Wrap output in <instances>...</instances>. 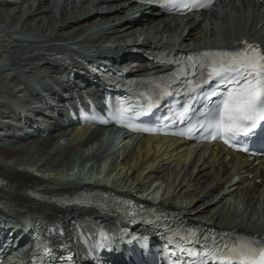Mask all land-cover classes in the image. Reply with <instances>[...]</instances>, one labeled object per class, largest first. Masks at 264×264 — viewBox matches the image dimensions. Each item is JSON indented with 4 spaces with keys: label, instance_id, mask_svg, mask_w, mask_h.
<instances>
[{
    "label": "bare ground",
    "instance_id": "1",
    "mask_svg": "<svg viewBox=\"0 0 264 264\" xmlns=\"http://www.w3.org/2000/svg\"><path fill=\"white\" fill-rule=\"evenodd\" d=\"M72 1L34 0L37 4L31 2L23 13L18 9L20 2L0 3V27L7 29V34L11 35L7 50L12 54L9 56L13 63L22 60L15 50L25 41L28 50L32 51L29 58H32L35 43L27 39L21 41L23 33L39 36V41L49 43L50 47L40 49V56H52L51 53L84 36L89 39L98 37L105 39L102 42L111 43L125 36L137 40L136 32L145 34L148 40L152 38L159 42L178 35L184 42L200 43L203 38L214 36L212 20L204 25L189 20L186 22L188 27H183L163 15L144 14L140 19L133 20L135 11L128 15L121 8L112 9L107 2L106 5H97L94 1H83L78 7ZM257 11L258 8H255L254 16ZM63 16L64 19H61ZM254 22L247 35L256 34L252 30L258 22ZM6 47L2 45V49ZM41 68L58 74L53 66L41 65ZM3 76V71H0L1 85L5 80V77L1 79ZM14 80L17 81V78ZM67 129L69 127L65 124L56 126L49 136L32 139L36 143L34 148H27L30 141L16 142L10 147L0 145V213L4 210L11 218H34L46 226L55 240L69 245V231L72 224H76L75 218L93 217L102 222L110 219L105 209H96L91 203L84 205L77 199L68 198L69 193L86 188L74 181L90 182L92 186L105 184L108 185L105 187H112L118 193L134 197V192H137L136 195L142 193L151 180L164 181L163 172L166 171L169 176L165 182L169 189L164 188L162 205H173L197 222L217 227H238V214L247 216L245 219L264 217V159L255 164L246 157L233 156L224 148L210 144L195 149L180 142L163 141L157 144L154 137L139 136L136 144L134 140V144L128 146L131 141L129 134L120 131L116 147H125L122 161H112L111 173L102 179L93 173L100 170L99 164L95 168V163L100 162L111 149L101 142H94L98 133L89 126L71 127L68 135L54 144L57 133ZM229 155L231 157L227 159ZM89 163L92 165L86 172ZM75 168L77 171L80 168L78 176L73 171Z\"/></svg>",
    "mask_w": 264,
    "mask_h": 264
},
{
    "label": "snow or ice",
    "instance_id": "2",
    "mask_svg": "<svg viewBox=\"0 0 264 264\" xmlns=\"http://www.w3.org/2000/svg\"><path fill=\"white\" fill-rule=\"evenodd\" d=\"M211 4L212 0L204 3L194 0L191 4L165 0V6L187 10L209 8ZM242 43L244 46L235 50L208 51L196 58L189 57L188 66L165 74L153 84L152 94L146 97V108L150 110L162 99L174 95L173 85L181 79L188 95L198 93L205 84L215 81L216 87L204 96L207 103L199 110L203 117L200 127L209 129L212 139L222 138L226 144L236 141L237 137L255 134L258 127H264V50L247 41ZM126 112L122 111L121 117ZM188 237L195 241L196 233L188 230L183 239ZM182 251L191 253V249ZM210 261L212 264H264V241L245 238L232 244L214 242L204 251L200 264Z\"/></svg>",
    "mask_w": 264,
    "mask_h": 264
},
{
    "label": "rangeland",
    "instance_id": "3",
    "mask_svg": "<svg viewBox=\"0 0 264 264\" xmlns=\"http://www.w3.org/2000/svg\"><path fill=\"white\" fill-rule=\"evenodd\" d=\"M7 7H9L8 5H7ZM6 7V8H7ZM23 7V9H27L26 7H25V5L24 6H22ZM16 9V8H15ZM19 10H21V8L19 7L18 8ZM17 9V10H18ZM22 13H23V11H21ZM57 15L58 16H60V13H57ZM61 19H64V16L61 18ZM30 20H28V22H29ZM0 29H1V31H0V36L2 35V34H6L7 33V29H4L2 26L0 27ZM3 32V33H2ZM206 33V31L204 32V33H202V34H205ZM24 44V43H23ZM24 46H26L25 44L22 46L23 48H24ZM18 49V48H17ZM1 57V56H0ZM118 147V154L117 155H108V154H104V156L102 157V156H100V157H102L101 159L102 160H100V162L98 161V163H95V168L97 169V167H98V164H99V171H94L93 173H95V174H97V175H100V178H105V177H107L110 173H111V165L112 164H114V163H112V161H114L115 163L117 162H119V163H121V161H122V158H123V152L125 151V147H119V145L117 146ZM99 157V158H100ZM6 160H4V162H5ZM92 165V163H89L88 164V166L86 167V172H88V169H90L89 167H91V165ZM100 164H101V166H100ZM90 165V166H89ZM97 165V166H96ZM101 167V168H100ZM31 169V168H30ZM79 169L80 168H78V171H79ZM82 169V168H81ZM75 170H77V168H75ZM34 171V170H33ZM90 171H92V170H90ZM35 173H36V171H34ZM164 173H165V175H164ZM168 172H166V171H164L163 172V175L165 176V180L164 181H161V180H159V182L160 183H157V184H162L161 185V188L159 189V190H157V191H155L156 193H155V195L157 196V197H159L160 195H162L163 193H164V188L166 187V185H167V182H165L167 179V177L169 176L168 174H167ZM156 180H151L150 182H149V184H151V183H153V182H155ZM178 182V181H177ZM171 183V185L173 184V180L170 182ZM148 184V185H149ZM147 186V185H146ZM167 189L166 190H168L169 189V186H167L166 187ZM135 194L137 193V192H134ZM133 193V194H134ZM188 200V199H187Z\"/></svg>",
    "mask_w": 264,
    "mask_h": 264
}]
</instances>
